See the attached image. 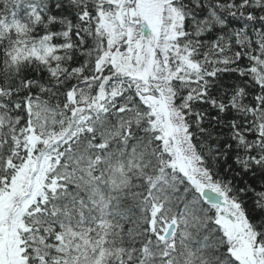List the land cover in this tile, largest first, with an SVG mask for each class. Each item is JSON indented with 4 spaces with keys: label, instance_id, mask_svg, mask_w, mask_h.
<instances>
[{
    "label": "snow or ice",
    "instance_id": "6c2138e0",
    "mask_svg": "<svg viewBox=\"0 0 264 264\" xmlns=\"http://www.w3.org/2000/svg\"><path fill=\"white\" fill-rule=\"evenodd\" d=\"M0 264H264V0H0Z\"/></svg>",
    "mask_w": 264,
    "mask_h": 264
}]
</instances>
